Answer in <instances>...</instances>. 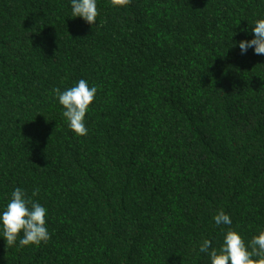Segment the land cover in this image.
Wrapping results in <instances>:
<instances>
[{
  "label": "trees",
  "instance_id": "16d2710c",
  "mask_svg": "<svg viewBox=\"0 0 264 264\" xmlns=\"http://www.w3.org/2000/svg\"><path fill=\"white\" fill-rule=\"evenodd\" d=\"M0 264H264V0H0Z\"/></svg>",
  "mask_w": 264,
  "mask_h": 264
}]
</instances>
